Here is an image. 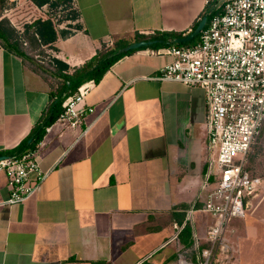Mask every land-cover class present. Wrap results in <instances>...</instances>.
Here are the masks:
<instances>
[{
	"label": "crops",
	"instance_id": "obj_1",
	"mask_svg": "<svg viewBox=\"0 0 264 264\" xmlns=\"http://www.w3.org/2000/svg\"><path fill=\"white\" fill-rule=\"evenodd\" d=\"M13 2L0 16V33L30 55L45 52L40 64L58 59L72 71L140 36L186 35L207 11L206 0H71L78 19L57 23L47 6ZM165 50L118 60L87 95L94 112L80 129L51 125L39 143L48 176L33 197L6 204L8 178L0 171V264L198 263L215 222L202 210L206 96L161 79L174 60ZM52 91L42 70L0 43V157L19 156L32 142ZM234 223L225 233L228 251L218 254L223 264H239Z\"/></svg>",
	"mask_w": 264,
	"mask_h": 264
},
{
	"label": "built area",
	"instance_id": "obj_2",
	"mask_svg": "<svg viewBox=\"0 0 264 264\" xmlns=\"http://www.w3.org/2000/svg\"><path fill=\"white\" fill-rule=\"evenodd\" d=\"M206 6L210 18L199 41L191 47L166 49L174 60L161 76L201 88L207 103L209 160L202 210L215 222L208 231L209 246L199 253L198 263L180 259L179 264H223L218 254L228 251L227 229L255 209L263 186V179L254 174L253 161L264 138V0H206ZM95 83L82 84L64 102L54 124L64 130L80 129L86 116L94 112L85 101ZM50 130L51 126L46 129ZM40 146L0 160L10 192L6 204L26 202L48 176L41 168Z\"/></svg>",
	"mask_w": 264,
	"mask_h": 264
},
{
	"label": "trees",
	"instance_id": "obj_3",
	"mask_svg": "<svg viewBox=\"0 0 264 264\" xmlns=\"http://www.w3.org/2000/svg\"><path fill=\"white\" fill-rule=\"evenodd\" d=\"M69 2L71 0H34V3L42 8L44 6H47L48 10L47 13L51 15L52 11L55 9H58L60 7H65L69 5ZM5 0H0V16L4 13V11L7 8L5 5ZM69 7V6H68ZM74 16L71 19L72 21H76L78 19V15L76 12L73 13ZM204 16H207L208 19L210 16L208 15V12L206 11V14ZM199 22L195 25V28ZM194 28V29H195ZM45 32V31H44ZM45 33L42 32V35ZM183 34L179 33H171V32H165V33H159L155 36L151 37H139L142 38L139 41L142 40H148V39H158L161 42L157 45H154L152 47L142 48V49H162V48H171V47H191L194 46L196 43L191 42L189 44H172V40L177 37H182ZM200 37V36H199ZM0 43L2 46H4L8 50H12L22 56L24 59L30 61L31 64L37 66L40 70H42V73L44 75V78L50 83L51 87L54 91H52V97L53 102L50 108V114L45 119L44 125H41L34 130L31 139L32 142L28 144L26 147H24L23 153L27 151H32L36 148L37 144H39L45 134H46V128L53 125L57 119L59 118L60 114L63 111V104L64 102L71 96H73L78 88L91 80H94L96 83L99 82L103 76L110 70V68L118 62L121 58L124 56L134 52H128L124 54H119L118 49H113L111 51L107 52H99L89 63H87L84 67L78 68L72 71V69L65 64L64 62L58 60V59H47L42 61L45 63V65H42L39 63V60L41 58H44L46 56L45 52H40V56L37 55H30L28 51H22V49L13 43H11L8 38L0 33ZM140 50V49H138ZM37 56V57H36ZM39 57V58H38ZM50 79L56 81L57 86L55 87L53 84L54 82H51ZM22 153V154H23ZM16 156V155H15Z\"/></svg>",
	"mask_w": 264,
	"mask_h": 264
},
{
	"label": "rangeland",
	"instance_id": "obj_4",
	"mask_svg": "<svg viewBox=\"0 0 264 264\" xmlns=\"http://www.w3.org/2000/svg\"><path fill=\"white\" fill-rule=\"evenodd\" d=\"M13 1L15 0H5V5L8 9L15 6ZM68 6L67 8L63 7L52 11L51 14L57 23H64L69 19H73V13L76 11L73 6H71L72 8ZM198 41L199 37L194 43ZM40 52H36L34 55L40 56ZM50 81L54 82L52 79ZM53 85L57 86L56 81ZM253 168L254 174L263 179V186L260 197L255 203V209L245 219L235 220L234 223L242 235V239L238 242L239 254L237 261L239 264H261L264 262V138L263 144L260 146L258 154L253 161Z\"/></svg>",
	"mask_w": 264,
	"mask_h": 264
},
{
	"label": "water",
	"instance_id": "obj_5",
	"mask_svg": "<svg viewBox=\"0 0 264 264\" xmlns=\"http://www.w3.org/2000/svg\"><path fill=\"white\" fill-rule=\"evenodd\" d=\"M208 21V17L204 16L199 24L197 25V27L195 29H193L190 33L183 35L182 37H177L175 39H173L171 42L172 44H189L193 41H195L201 34V32L203 31V29L205 28L206 24ZM161 41L158 39H148V40H142V41H137L134 42L128 46H125L121 49L118 50L119 54H124V53H128L134 50H138V49H142V48H147V47H152L154 45L159 44ZM9 157H0V160H4V159H8Z\"/></svg>",
	"mask_w": 264,
	"mask_h": 264
}]
</instances>
